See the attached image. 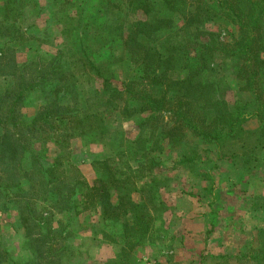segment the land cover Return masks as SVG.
<instances>
[{
    "label": "trees",
    "instance_id": "1",
    "mask_svg": "<svg viewBox=\"0 0 264 264\" xmlns=\"http://www.w3.org/2000/svg\"><path fill=\"white\" fill-rule=\"evenodd\" d=\"M49 1L53 28L61 29L70 45L81 44L73 67L61 60L62 49L61 56L48 60L31 55L19 62L15 43L24 32L17 22L32 2L0 4V77L13 78L12 85L0 88V210H16L17 229L33 250L31 260L19 263L0 242V264H62L68 236L56 231L55 212L78 208L79 193L99 203L104 217L114 222L120 213L133 215L122 223L114 243L125 239L133 249L148 241L158 219L150 206L157 210L154 200L162 194L156 175L167 171L164 162L150 156L160 140L168 142L169 152L180 150L174 169H200L219 160L253 164L252 169L264 156V0ZM32 39L37 40L34 35L27 40ZM91 41L109 51L104 64L89 54ZM221 60L240 64L241 97L232 104L221 95ZM86 73L101 84L90 93L80 87ZM37 91L46 102L27 116L26 100ZM107 113L134 119L136 138L125 136L116 144ZM253 118L260 122L255 129L248 126ZM84 136L107 147L95 159L102 169L92 181L63 175L65 155L51 159L46 149L54 140L69 153L72 140ZM189 137L203 148L189 146ZM115 159L123 166H114ZM131 160L138 163L135 175ZM250 169L244 166L242 181L251 186ZM219 174L207 187L210 194L224 188L215 185ZM143 178L148 181L142 183ZM41 201L51 202V209L46 211ZM249 257L264 260V255Z\"/></svg>",
    "mask_w": 264,
    "mask_h": 264
},
{
    "label": "rangeland",
    "instance_id": "2",
    "mask_svg": "<svg viewBox=\"0 0 264 264\" xmlns=\"http://www.w3.org/2000/svg\"><path fill=\"white\" fill-rule=\"evenodd\" d=\"M5 0H0V4ZM32 4L26 7L24 15L19 17L17 24L23 29V37L19 43H15L19 62H24L29 56L36 55L40 56L44 60L51 59L54 56H61L59 50H63L61 60L64 63H68V67H73V59L75 53H78L81 49V44L78 41H74L72 45L68 43V39H65L61 29H54L52 25L50 10L51 2L49 0H30ZM98 3L100 0H92ZM51 19V20H50ZM264 30V28H263ZM48 34V35H47ZM34 35L36 39L27 40L29 36ZM75 51H73V50ZM88 52L95 62L104 64L109 51L98 44L97 42H90L88 46ZM264 56V53H263ZM79 59V57H75ZM72 64V65H71ZM240 64L237 61L226 60L218 62V79L219 87L221 89V95L225 97L230 104H232L237 98L241 97L238 90V79L237 73ZM82 77L84 83L80 87L86 91H91V88L96 89V86H100V83L94 82L89 73ZM13 83V78L0 77V88H5ZM142 85L145 83L140 82ZM54 86V85H53ZM46 102L43 98L42 91L32 93L26 100L25 113L27 116H32L38 109ZM102 107V106H100ZM86 110V109H85ZM106 125L113 133L112 140L114 139L116 144H119L123 137L127 136L131 139H135L138 130L137 124L134 119L122 117L119 114H105ZM260 122L258 119H251L248 126L250 128H257ZM150 131H146L145 135L149 137ZM157 139L159 136H156ZM154 137V140L156 139ZM151 140L148 143V148L151 147ZM160 140V139H159ZM189 146H195L197 149L203 146L192 137H189ZM71 151L67 153L62 150L58 145L54 143V140L50 141L46 146L49 149V155L51 159L57 155H65L63 162V169L67 173L63 175L75 177V179L85 178L87 181H92L96 178L98 171H100L101 165H99L95 159L103 157L104 151L107 147L102 145H94L90 143L87 137H77L71 142ZM158 150L151 151L150 156L155 157L158 161L164 162V167L167 171L163 174L156 175L158 185L162 188L163 192L159 196L162 200L160 208L155 210L151 205V213L158 215L160 221L164 219L171 220L173 217L166 213L165 210L169 209L171 203H175V196L177 197L181 192H195L199 193V198L203 203H210L214 200V203L218 204L219 209H222L224 216H219L218 221L223 222L226 226L232 229V240L234 237L242 245L241 254L236 257L229 258L228 260L223 259L228 264H264V260H257L250 258L249 256H255L260 258L264 255V156L256 161L255 166L252 169L251 165L249 168L245 166L247 170L254 172L250 176L253 178L251 186L249 183L243 182L244 178V164L238 162H229L226 160L214 161V165H217L216 169L213 164L208 166H202L200 169H195L190 166L188 169L184 167H178L174 169L175 161H177V153L179 148L170 150L168 142L163 140L159 141ZM191 148V147H190ZM181 149V148H180ZM108 153H111L109 149ZM107 155V154H106ZM108 156V155H107ZM210 157H216L212 154ZM114 158V157H113ZM130 160V159H129ZM114 166H123L121 160H114ZM130 165L136 174L138 163L135 160L130 161ZM79 172H77V170ZM145 173L147 172L144 170ZM220 173V177L215 181L216 186L224 187L221 193L215 196L209 193L207 187L213 182L214 174ZM158 174V173H157ZM151 178V177H150ZM215 180V179H214ZM142 183L147 182L148 178H143ZM219 187V188H221ZM227 188L231 189V193L227 194ZM244 188L247 192L242 194ZM121 192V191H120ZM252 193V194H251ZM245 195L250 198H246ZM78 199L76 204L78 208L71 210L67 213L55 212L54 226L56 231H61L62 235H67V239L64 241L66 247V254L62 256V264H101L97 257L99 255L95 244L91 240L97 236L98 232L105 229L108 232L111 231L113 218L104 217L102 208L99 203H91L90 197H81L76 195ZM171 201V202H170ZM52 203L49 201H41L39 205L44 207L46 211H49L52 207ZM61 205V204H60ZM63 206V205H62ZM61 207V206H60ZM59 207V208H60ZM12 208V207H11ZM57 211L59 209H56ZM118 220L119 229L122 230V223L132 218L133 215L127 217L120 213ZM17 212L12 208L8 212L0 210V242L8 250L9 256L15 262L25 263L33 258V250L31 247V241L26 237L23 230L17 229ZM48 213H45V217ZM173 220V219H172ZM159 221V222H160ZM115 222V223H116ZM156 236V235H155ZM108 241L114 238H107ZM231 240V239H229ZM117 252L120 254L119 259L115 264H149L159 263L160 255L163 254L165 249L168 250V244L164 242L159 236L150 237L148 241H144L140 244L132 246L127 243L125 239L114 243ZM131 249V250H130ZM165 256V254H164ZM172 254H168L167 261H171ZM170 263V262H169ZM109 264H113L112 261Z\"/></svg>",
    "mask_w": 264,
    "mask_h": 264
},
{
    "label": "crops",
    "instance_id": "3",
    "mask_svg": "<svg viewBox=\"0 0 264 264\" xmlns=\"http://www.w3.org/2000/svg\"><path fill=\"white\" fill-rule=\"evenodd\" d=\"M91 181V180H90ZM163 190L160 189V192ZM217 192V193H216ZM218 194V190H213L211 195ZM160 193L157 194L159 196ZM160 208L159 200H154ZM171 202V201H170ZM175 203L169 205L165 210L173 220L156 221L152 237L159 236L168 244L160 255V264H228L223 259L228 260L231 256L241 254L242 245L236 240H232V229L223 222H219V216L223 215L219 205L214 203H203L199 198V193L181 192L175 196ZM219 215L215 218L216 212ZM160 221V222H159ZM111 231L107 234L110 238L119 236L121 233L119 224L112 222ZM107 232V231H106ZM156 235V236H155ZM231 239V240H229ZM99 252L98 259L101 264H113L119 259L114 243L107 240V236L101 231L91 240ZM165 254V256H164ZM168 254H172L171 261H167ZM170 262V263H169Z\"/></svg>",
    "mask_w": 264,
    "mask_h": 264
},
{
    "label": "built area",
    "instance_id": "4",
    "mask_svg": "<svg viewBox=\"0 0 264 264\" xmlns=\"http://www.w3.org/2000/svg\"><path fill=\"white\" fill-rule=\"evenodd\" d=\"M149 264H159V263L153 262V263H149Z\"/></svg>",
    "mask_w": 264,
    "mask_h": 264
}]
</instances>
